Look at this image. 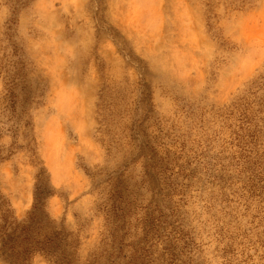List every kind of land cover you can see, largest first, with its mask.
<instances>
[{"label": "rangeland", "instance_id": "1", "mask_svg": "<svg viewBox=\"0 0 264 264\" xmlns=\"http://www.w3.org/2000/svg\"><path fill=\"white\" fill-rule=\"evenodd\" d=\"M36 195L64 264H264V0H0V205Z\"/></svg>", "mask_w": 264, "mask_h": 264}, {"label": "trees", "instance_id": "2", "mask_svg": "<svg viewBox=\"0 0 264 264\" xmlns=\"http://www.w3.org/2000/svg\"><path fill=\"white\" fill-rule=\"evenodd\" d=\"M38 204L36 195L33 211L26 222H18L10 210H2L3 204L0 205V261L29 264L39 254L48 257L53 264H64L62 239L39 220Z\"/></svg>", "mask_w": 264, "mask_h": 264}]
</instances>
